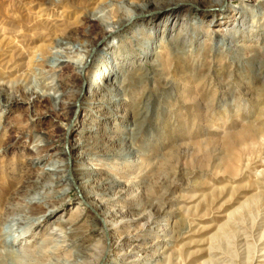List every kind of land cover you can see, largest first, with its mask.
<instances>
[{"label":"rangeland","instance_id":"374dc122","mask_svg":"<svg viewBox=\"0 0 264 264\" xmlns=\"http://www.w3.org/2000/svg\"><path fill=\"white\" fill-rule=\"evenodd\" d=\"M145 1L162 2L111 0L71 18L69 0H0V264H264V0H225L223 14L204 16L210 0H175L183 5L161 12L151 32L147 16L123 26L118 39H135L108 58L94 54L80 69L68 61L103 37L99 22ZM55 57L67 61L52 67ZM110 62L115 77L101 71ZM84 79L111 81V91L88 101L81 87L78 97ZM113 94L123 98L112 109ZM74 100L75 115L62 107ZM76 119L77 130L85 121L98 131L82 148L79 131L64 134ZM72 145L67 173L95 168L82 188L96 210L75 206L78 190L42 171ZM106 213L118 223L109 233Z\"/></svg>","mask_w":264,"mask_h":264},{"label":"bare ground","instance_id":"6f19581e","mask_svg":"<svg viewBox=\"0 0 264 264\" xmlns=\"http://www.w3.org/2000/svg\"><path fill=\"white\" fill-rule=\"evenodd\" d=\"M70 1V7H69V11L66 12L68 16H70L71 14L74 15V13H77L79 10H83L82 13L85 14V11L87 10V7H89V5H99L105 2H110L111 0H85L86 4L84 6H78L75 2L78 0H69ZM123 0H120L119 3H123ZM83 2V1H82ZM191 2V1H190ZM85 3V2H84ZM107 3V4H108ZM126 3V2H125ZM156 3V2H155ZM150 3L149 1L145 3H143L140 6H134L132 8V14H127V15H121L118 17L117 20L112 21V22H99V24L102 26L103 30H104V35L101 39H99V41L97 42H91L90 44H88L87 46L84 47H76L72 52H74L73 54L75 55H79L77 57H73L71 60H68L69 62H71L72 64L76 65L78 69H80L85 61L87 60V57L89 56H94V54H99L100 56L104 57V58H108L107 56L109 55L108 50L111 49L112 47H117L119 48L121 46V44L125 41L128 42V39L131 38L135 39V35L132 33L131 36L128 35H123L122 39H118V32L121 31V29L123 28V26H126L130 23H132L134 21L135 18H142L144 19V16H147V20H149V24L150 27L147 29L148 32H151L156 26L157 23H155V19L159 16V14L165 10H170L171 12L174 11L176 8H178L177 6L180 5L182 6V3L176 2L175 0H162V2L160 3ZM111 4V3H110ZM113 4V3H112ZM111 4V5H112ZM194 4L197 5L196 2H194ZM60 5V4H59ZM110 5V6H111ZM118 5V3H117ZM123 5V4H122ZM199 5V4H198ZM63 6V5H60ZM119 6V5H118ZM200 6V5H199ZM105 7V6H104ZM108 7V6H107ZM112 7V6H111ZM65 8V7H64ZM63 8V10H64ZM128 9L131 8V6L129 5L127 7ZM210 8H214L213 10H211ZM215 8H218L215 9ZM227 8L225 6V0H210L208 1V3L206 5H204V7H201V11L200 14H202V16L210 14V12H212V15H216V14H223V10ZM66 9V8H65ZM104 9V8H103ZM126 9V8H125ZM238 10H241L238 9ZM48 11V10H47ZM47 11L45 13H47ZM66 11V10H65ZM80 12V11H79ZM100 12V11H99ZM239 12V11H238ZM98 13V12H97ZM102 12L98 13L101 14ZM48 14V13H47ZM65 14V13H64ZM82 14V15H83ZM77 15V14H76ZM75 15V16H76ZM79 15V13H78ZM35 16V15H34ZM39 16H42L41 14H39ZM38 16V17H39ZM46 16V15H45ZM49 16V15H48ZM46 16V17H48ZM86 16L91 20V19H96L95 16L93 15H87ZM71 17V16H70ZM227 17V16H226ZM30 18V17H29ZM73 18V17H71ZM225 18V16L222 15V17L220 18L223 19ZM34 19V18H33ZM37 19V16L35 17L34 20ZM77 19V17H76ZM87 19V18H86ZM102 19V18H101ZM112 20V19H111ZM33 21V20H32ZM40 21V20H39ZM72 21V20H71ZM74 21H75V17H74ZM38 22V21H37ZM46 22V21H45ZM196 25L200 24V20L198 19L197 21H195ZM71 24V23H70ZM40 25V24H39ZM195 25V24H193ZM53 26V25H52ZM64 27V26H63ZM52 28V27H51ZM58 28V27H57ZM43 29V28H42ZM50 29V28H49ZM46 30V29H45ZM51 30V29H50ZM54 30V29H53ZM101 30V29H100ZM2 31V30H1ZM48 33V32H47ZM42 34V33H40ZM1 35V34H0ZM47 35V34H46ZM50 35V33L48 34ZM57 35V34H56ZM53 36V35H52ZM49 37L47 38V41H50L51 43L54 42L55 44H61V43H67L65 42L63 39H57V38H53V37ZM222 36V35H221ZM3 37V36H2ZM10 38V37H9ZM224 38V37H223ZM12 39V38H10ZM26 39V38H25ZM35 39V38H34ZM118 39V40H117ZM9 40V39H7ZM1 41V40H0ZM5 41V39H4ZM10 41H14V40H10ZM9 41V42H10ZM8 42V41H7ZM46 42H42V44H40V49H44L45 47H47V43ZM5 43V42H4ZM53 43V44H54ZM1 44V42H0ZM4 45V44H3ZM7 45V43H6ZM49 45V44H48ZM2 45H0V59H4L1 58L2 56L5 55L6 52L5 48L1 47ZM38 46V45H37ZM145 47V46H144ZM17 48V47H15ZM14 48V49H15ZM38 48V47H37ZM145 49V48H144ZM18 50V49H17ZM7 51V50H6ZM11 51V50H10ZM10 51H9V55H10ZM8 52V51H7ZM35 52V51H34ZM7 54V55H8ZM13 54V53H12ZM32 54V52H31ZM12 56V55H10ZM22 55H20L21 57ZM15 57V56H14ZM11 58V57H10ZM18 58V57H17ZM15 59V58H14ZM17 60V59H16ZM26 65L27 68H30L32 63H33V56L30 55L27 59ZM52 61V67H57L59 66L62 62L67 61L66 59H63L62 57H55L53 59H51ZM2 61V60H1ZM0 61V62H1ZM7 61V60H6ZM5 61V62H6ZM13 61V60H12ZM25 61V60H24ZM37 61V59H36ZM22 62V61H21ZM109 62V61H107ZM10 63V62H9ZM35 64V63H34ZM33 64V65H34ZM116 63H111V66H105L101 71L102 73H107L110 74L112 73V75H114V73L116 71L112 70V67L115 65ZM141 63H138V65H140ZM6 65V64H5ZM8 65V64H7ZM21 65V64H20ZM25 67V66H24ZM33 68V66H32ZM41 72V71H40ZM104 76V75H103ZM117 75H114L113 77H115ZM49 79H51V82H54V78L53 76H49L47 77ZM111 81H107L106 79L103 81H94L93 82H89L86 81L84 79L82 85L78 88L77 90V96H80V91H81V87L87 89V92L85 94V96L88 98L89 100H92V98H95L97 95H99L101 93V91H111V89H109V85H110ZM94 86V87H93ZM48 90H52L54 93L58 90L57 87L55 88L54 85H50L49 88H47ZM33 93H37L36 91H34ZM43 93L40 92V95H42ZM17 97V96H16ZM122 98L121 94H113L111 95V97L107 100L108 104L110 105L109 107L113 109L114 105L119 104L120 102H122ZM66 104H63L62 107L64 109L70 110L71 107H73V115H75V113L77 112V110H81L83 108V106L81 104H76V101H72V102H65ZM61 107V108H62ZM119 108V107H118ZM122 111H124V109H122ZM100 116V115H99ZM120 117H124V114L119 115ZM103 121H107L109 118H111V115H102ZM81 123V122H80ZM79 124V121L76 119L75 120H69L67 123H65L63 125V129H64V134L65 133H69L71 131H79L81 137L84 136V138L82 140H79V142L77 143L76 147L78 148H82L87 139H92L97 137V133L98 131L95 130L94 128H88L86 125L88 123H86L84 121V124H81L80 127L81 129L77 130V125ZM138 124L134 123V127L131 130H124L126 132H129V134L132 136L133 132L138 130ZM86 133V134H85ZM67 135V134H66ZM116 138V136H115ZM124 138V137H121ZM126 140V139H125ZM74 145L69 146L68 149L66 150H62L61 152H59V154H61L62 156H56V158L54 160H51L45 167H43L42 171L43 172H50L52 175L54 174L55 176H57V183H62V182H66L68 184V188H76L80 194V200L76 202L75 206L79 207L82 206L83 208V204L88 205L89 207H91L93 210H96V206H95V202L92 199H89V195H87L84 191V189L82 188L83 184H85L86 182H89L90 180H92L93 175L95 174V168H92L90 166H88L86 163H80V164H72L70 166V171L71 174L69 175L67 172L69 170V161H73V159L76 158L77 153H75V148ZM84 153H79V157L80 155L82 157H85V155H83ZM40 156V155H39ZM61 172H65L62 173ZM58 173V174H57ZM60 173V174H59ZM56 182V181H55ZM66 190L68 189H61L59 191V195L61 197L65 196ZM56 214V209L52 208L49 210H46L45 215L43 216L45 219H49L51 217H53ZM62 214V212H61ZM75 215V214H74ZM133 219V217H130L129 219L127 218L126 220L129 221ZM107 213L104 215L103 217V221H104V225H105V230L109 233L110 230L117 228L118 223L116 224H112L109 225L107 223ZM124 221V220H123ZM61 223L63 224H71L72 220L67 218L65 220L61 219L60 220ZM122 222V221H121ZM120 222V223H121ZM131 223V222H130ZM39 223H37L38 225ZM149 224V223H148ZM72 225V224H71ZM106 232V233H107ZM117 233V232H116ZM112 238V237H111ZM11 243H13L14 241H10ZM108 246V245H107ZM107 248V247H106ZM111 248V247H110ZM105 262V261H104ZM220 263V262H219ZM103 264V262H102Z\"/></svg>","mask_w":264,"mask_h":264}]
</instances>
